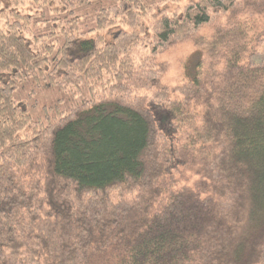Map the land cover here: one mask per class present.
<instances>
[{
    "label": "trees",
    "instance_id": "16d2710c",
    "mask_svg": "<svg viewBox=\"0 0 264 264\" xmlns=\"http://www.w3.org/2000/svg\"><path fill=\"white\" fill-rule=\"evenodd\" d=\"M177 1L0 0V264H264V0Z\"/></svg>",
    "mask_w": 264,
    "mask_h": 264
},
{
    "label": "rangeland",
    "instance_id": "374dc122",
    "mask_svg": "<svg viewBox=\"0 0 264 264\" xmlns=\"http://www.w3.org/2000/svg\"><path fill=\"white\" fill-rule=\"evenodd\" d=\"M189 0H178L174 4H168V9H174L187 3ZM117 29L114 30V32ZM214 29H203L194 41L186 42L178 45L172 49L167 50L160 55L157 59L160 63H165L166 73L163 77V83L170 87H177L188 80L190 77L187 75L186 66L189 71L199 65L202 70L210 69L212 65L214 70L217 71L223 64L222 50L220 47L215 46V51L211 55V47L214 42ZM213 70V69H212Z\"/></svg>",
    "mask_w": 264,
    "mask_h": 264
}]
</instances>
